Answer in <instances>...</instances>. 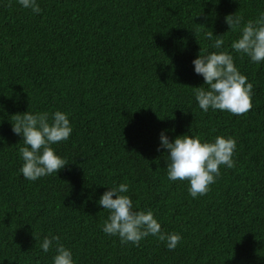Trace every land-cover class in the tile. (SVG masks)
Here are the masks:
<instances>
[{
	"label": "trees",
	"instance_id": "obj_1",
	"mask_svg": "<svg viewBox=\"0 0 264 264\" xmlns=\"http://www.w3.org/2000/svg\"><path fill=\"white\" fill-rule=\"evenodd\" d=\"M40 13L0 0V264H52L58 235L76 264H264V64L230 45L226 16L246 22L264 0H37ZM223 35L221 50L253 84L242 115L203 112L204 84L192 60ZM68 113L73 132L53 144L66 164L36 181L19 169L15 114ZM237 142L234 167L221 166L210 190L192 198L187 181L167 178L159 135ZM20 142V143H19ZM129 185L138 209H151L174 250L155 236L139 245L102 231L100 196Z\"/></svg>",
	"mask_w": 264,
	"mask_h": 264
},
{
	"label": "clouds",
	"instance_id": "obj_2",
	"mask_svg": "<svg viewBox=\"0 0 264 264\" xmlns=\"http://www.w3.org/2000/svg\"><path fill=\"white\" fill-rule=\"evenodd\" d=\"M24 9L39 14L37 0H17ZM229 31L238 32L232 40L231 49L245 55L250 62L264 64V11L254 19L244 21L243 16L234 13L225 18ZM210 47L216 51L200 50L192 60L194 72L203 77L204 84L195 87L194 95L203 112L227 111L242 115L252 109L253 84L236 66L234 56L221 50L225 43L223 35L207 32ZM12 130L22 137L19 155L23 161L19 171L25 179L36 181L44 176L58 173L66 160L58 155L53 144L67 141L73 128L68 113L56 110L48 112L17 113ZM20 143V142H19ZM237 142L232 136L218 135L213 140H202L199 136L182 134L170 139L167 130L159 135L160 149L166 150L167 178L170 181H187L192 198L205 195L210 186L221 175V166L234 167V153ZM129 185L113 184L97 201L107 210L102 231L119 237L121 243H139L148 236H155L174 250L182 239L176 232H165L151 209H138L129 193ZM58 235L43 237L40 248L47 253L53 247L55 255L52 264H76L70 248L60 243Z\"/></svg>",
	"mask_w": 264,
	"mask_h": 264
}]
</instances>
